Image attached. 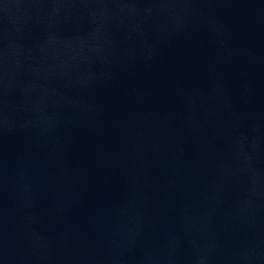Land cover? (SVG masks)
<instances>
[{
	"label": "water",
	"instance_id": "1",
	"mask_svg": "<svg viewBox=\"0 0 264 264\" xmlns=\"http://www.w3.org/2000/svg\"><path fill=\"white\" fill-rule=\"evenodd\" d=\"M0 264H264V0H0Z\"/></svg>",
	"mask_w": 264,
	"mask_h": 264
}]
</instances>
